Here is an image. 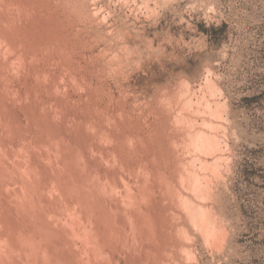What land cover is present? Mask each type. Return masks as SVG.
I'll return each instance as SVG.
<instances>
[{"label": "rangeland", "instance_id": "1", "mask_svg": "<svg viewBox=\"0 0 264 264\" xmlns=\"http://www.w3.org/2000/svg\"><path fill=\"white\" fill-rule=\"evenodd\" d=\"M72 160L122 199L96 264H264V0H0V264H72Z\"/></svg>", "mask_w": 264, "mask_h": 264}, {"label": "bare ground", "instance_id": "2", "mask_svg": "<svg viewBox=\"0 0 264 264\" xmlns=\"http://www.w3.org/2000/svg\"><path fill=\"white\" fill-rule=\"evenodd\" d=\"M14 3V2H13ZM1 5H2V3H1ZM4 5V4H3ZM10 5V4H9ZM37 4H35V6H36ZM17 7V6H16ZM23 7V6H22ZM21 7V8H22ZM9 8V7H8ZM7 8V9H8ZM14 8V7H13ZM11 9V8H10ZM29 9V8H28ZM40 9V8H39ZM21 11H22V9H21ZM13 12V11H12ZM16 12V11H15ZM4 13V12H3ZM2 13V14H3ZM35 13V12H34ZM10 14V13H9ZM14 14V13H13ZM5 15V14H4ZM11 15V14H10ZM54 16V15H53ZM8 17V16H7ZM22 19V18H21ZM9 24V23H8ZM10 27V26H9ZM34 27V26H33ZM63 27V26H62ZM4 28V27H3ZM11 29V28H10ZM3 35H4V33H3ZM18 38V37H17ZM45 38V37H44ZM16 42V41H15ZM24 44V43H23ZM19 45V44H18ZM50 45V44H49ZM47 46V45H46ZM20 48V47H19ZM21 55V54H20ZM35 56V55H34ZM41 61V60H40ZM8 63V62H7ZM37 65V64H36ZM14 70V69H13ZM10 71V70H9ZM21 75V74H20ZM41 75V74H40ZM10 80V79H9ZM5 88V87H4ZM16 92H17V90H16ZM16 95V94H15ZM12 97V96H11ZM88 97V96H87ZM97 98V97H96ZM76 101V100H75ZM212 101V100H211ZM217 104V103H216ZM77 106V105H76ZM212 106H213V104H212ZM90 107V106H89ZM119 107V106H118ZM212 109V108H211ZM119 110V109H118ZM169 111V110H168ZM97 116V115H96ZM198 117V116H197ZM166 118V117H165ZM170 118V117H169ZM199 118V117H198ZM168 122V121H167ZM141 126V125H140ZM168 130V129H167ZM49 132V131H48ZM13 135V134H12ZM106 135V134H105ZM116 135V134H115ZM115 138V137H114ZM127 139V138H126ZM136 140V139H135ZM51 141V140H50ZM163 141V140H162ZM168 142V141H167ZM184 144V143H183ZM109 145V144H108ZM124 145V144H123ZM149 146V145H148ZM102 147V146H101ZM107 148V147H106ZM64 151V150H63ZM67 151H68V148H67ZM104 152V151H103ZM115 152V151H114ZM172 157V156H171ZM182 157V156H181ZM147 158V157H146ZM129 159V158H128ZM182 161V160H181ZM85 163L86 162H78V163H76V161L75 160H72L68 165H69V168L71 169V171H72V173L70 174L72 177V180L74 179V177H76V178H78L80 181L82 180V182H83V189L81 190H79V194L81 195V204H82V206H81V208L82 209H80L81 211H79V212H76L75 210H68V211H65L62 215H56V216H54V215H52V214H49V216H48V218L51 220V223H50V221H44V219H39V221H40V223L37 225V228H40L41 229V227L40 226H42V230L43 231H41L40 232V236H42V234H46L47 235V241H48V244H47V241L46 242H44V243H46V246L47 245H50L51 247H52V249L54 250L55 249V251H54V256L55 257H58V260H57V258H56V260L58 261V263H59V259H61V260H70L71 262H72V264H78L77 262H78V260H77V258L74 256V254H69L67 251H68V249H69V252L70 253H72L71 251L72 250H70V248H72V247H74V249H79L81 252L80 253H82L81 254V256H82V258L83 259H85L86 260V263L84 262V260L81 258V260H83V263H85V264H96V263H98V260H103L104 258H106V256H105V253L102 251L103 249H102V247L103 246H100L99 245V243H98V241H97V235H96V233H95V231H94V225H93V222L96 220V221H98V223L102 226V227H110L111 225H112V218H113V216L115 215V213L113 212V211H111V209L110 208H108L107 206H106V204H104L105 202H100L99 200H98V198L97 197H99V198H103V199H105V197H109V198H106V199H111L110 201H113V202H115L116 203V201H118V202H120L122 199L121 198H119L118 197V195H117V193L114 191V189H113V187H111V185L110 184H108L107 182L105 183V182H99V181H97L96 179H94L93 178V176H91L90 175V173H89V169H88V167L85 165ZM154 169V168H153ZM23 171V170H22ZM33 173V172H32ZM35 174V173H34ZM38 174V173H37ZM55 174H57V173H55ZM111 174H112V172H111ZM60 175V174H59ZM68 175V174H67ZM170 175V174H169ZM36 176V175H35ZM40 176V175H39ZM187 176V175H186ZM193 176V175H192ZM38 178V177H37ZM70 178V179H71ZM193 178V177H192ZM68 179V178H67ZM36 180H38V179H35V185H36ZM190 180H192V179H190ZM69 182H70V180H68ZM68 181H64V182H67L68 183ZM193 181V180H192ZM66 183V184H67ZM164 183V182H163ZM193 183V182H192ZM194 183H195V185L197 184V186H199L198 184V182H197V180H194ZM29 182H28V186H29ZM64 184V183H63ZM65 184V185H66ZM32 185V184H31ZM30 185V186H31ZM34 185V184H33ZM33 185H32V187L31 188H34V190H36L35 189V187L37 188V186H35V187H33ZM60 185H62V184H60ZM168 185V184H167ZM27 186V187H28ZM66 187V186H65ZM69 187V188H68ZM30 188V189H31ZM68 190H69V192L71 193H73L74 191L75 192H78V191H76L75 190V188H74V186H73V184H72V182H70L69 184H68V186L66 187ZM66 188H64V187H62V191H63V189H66ZM194 188H196L195 186H194ZM199 188V187H198ZM17 189V188H16ZM66 189V190H67ZM183 189V188H182ZM29 190V189H28ZM68 190H67V193H69L68 192ZM189 190V189H188ZM33 191V190H32ZM191 191V190H190ZM202 191V190H201ZM65 192V191H64ZM64 192H63V194H64ZM146 192V191H145ZM82 193V194H81ZM189 193V192H188ZM192 193V192H191ZM76 194V193H75ZM210 194V193H209ZM66 195V194H65ZM65 195H63L64 197H65ZM79 195V196H80ZM157 195V194H156ZM161 195V194H160ZM30 196V195H29ZM68 196V195H67ZM70 196V195H69ZM68 196V197H69ZM71 196H74V194L73 195H71ZM168 196V195H167ZM183 196V195H182ZM188 196V195H187ZM31 197V196H30ZM69 198H71V197H69ZM76 198V197H75ZM74 198V199H75ZM198 198V197H197ZM51 199V198H50ZM77 199H79V198H77ZM196 199V198H195ZM27 200V199H26ZM28 200H29V198H28ZM154 200V199H153ZM160 200V199H159ZM197 200V199H196ZM195 200V201H196ZM35 201V200H34ZM194 201V200H193ZM194 201V202H195ZM27 202V201H26ZM29 202V201H28ZM62 202V201H61ZM163 202V201H162ZM198 202V201H197ZM33 203V202H32ZM110 203H112V202H110ZM34 204H37V203H35L34 202ZM195 204V203H194ZM193 204V205H194ZM207 204V203H206ZM28 205H31V200H30V204H28ZM38 205V204H37ZM33 206V205H32ZM36 206V205H35ZM35 206H33V207H35ZM39 206V205H38ZM37 206V207H38ZM157 206V205H156ZM167 206V205H166ZM189 206V205H188ZM27 207V206H26ZM32 207V208H33ZM37 207H35L36 209H37ZM61 207V206H60ZM187 207V206H186ZM193 206H190V207H188V215H192V216H195L196 218L198 217V216H196L195 215V209H194V211H193ZM195 207V206H194ZM20 208V207H19ZM39 208V207H38ZM170 208V207H169ZM177 208V207H176ZM18 209V208H17ZM27 209H28V207H27ZM34 209V208H33ZM35 209V210H36ZM79 209V208H78ZM21 210H22V208H21ZM32 210V209H31ZM35 212V211H34ZM128 212V211H127ZM182 212V211H181ZM104 213H107L108 215H104ZM26 214H28V213H26ZM33 214V213H32ZM38 214V213H37ZM40 214V213H39ZM132 214V213H131ZM134 214V213H133ZM197 214V213H196ZM204 214V213H203ZM34 215V214H33ZM42 215V214H41ZM47 215V214H46ZM46 215H44V216H46ZM198 215V214H197ZM36 216V215H35ZM34 217V216H33ZM24 218H26L27 219V217L26 216H24ZM173 218V217H172ZM187 218V217H186ZM29 219V218H28ZM190 219V218H189ZM194 219V218H193ZM48 220V219H47ZM201 220V219H200ZM37 221V220H36ZM28 222V221H27ZM38 222V221H37ZM49 222V223H48ZM188 222V221H187ZM182 223V222H181ZM185 224V223H184ZM188 224V223H187ZM137 225V224H136ZM27 227L29 226V224H27L26 225ZM50 227H56L57 229H52V228H50ZM101 227V228H102ZM129 227V226H128ZM197 227V226H196ZM29 228V227H28ZM168 228V227H167ZM194 228V227H193ZM31 230H33L34 231V229H32V228H30ZM29 229V230H30ZM39 229V230H40ZM28 230V231H29ZM30 230V231H31ZM33 231H31V233L33 232ZM36 232V231H35ZM132 233V232H131ZM142 233V232H141ZM33 234H34V232H33ZM211 234V233H210ZM213 234V233H212ZM35 235H36V233H35ZM191 235V234H190ZM38 236V235H37ZM125 236V235H124ZM129 236V235H128ZM131 236V235H130ZM5 237H7V236H5ZM27 237H29L28 235H27ZM43 237V236H42ZM41 237V238H42ZM2 238V237H1ZM35 238V237H34ZM33 238V236H32V238H31V240L32 239H34ZM165 238V237H164ZM4 239V238H3ZM40 239V238H39ZM31 240H28L27 242H29V241H31ZM35 240H36V238L34 239V243L32 244V242H30L31 243V246L34 248V246H37V245H34L35 244ZM128 240V239H127ZM37 242H38V240H36ZM40 241V240H39ZM42 241H44V239L42 238ZM168 241V240H167ZM6 241H2L1 242V240H0V248L2 249V250H4L5 249V245H4V243H5ZM11 242V241H10ZM20 242V241H19ZM142 242V241H141ZM12 243V242H11ZM23 243V242H22ZM179 243V242H178ZM181 243V242H180ZM20 244V243H19ZM27 244V243H26ZM41 244H42V242H41ZM146 244V243H145ZM189 244V243H188ZM187 244V245H188ZM28 245H30L29 243H28ZM34 245V246H33ZM40 245V244H39ZM125 245V244H124ZM163 245V244H162ZM170 245V244H169ZM180 245V244H179ZM22 246V248L21 249H24L23 247V244L21 245ZM30 246V247H31ZM41 246V245H40ZM43 246V245H42ZM39 247V246H38ZM38 247H37V249H38ZM51 247H50V249H51ZM75 247H77V248H75ZM178 247V246H177ZM180 247V246H179ZM11 248V247H10ZM27 248H29L28 246H27ZM26 248V249H27ZM33 248H31V250L33 249ZM41 248V247H40ZM44 248V247H43ZM104 248V247H103ZM145 248V247H144ZM35 249V248H34ZM36 249V250H37ZM178 249V248H177ZM6 250H7V248H6ZM12 250V249H11ZM29 250H30V248H29ZM35 250V251H36ZM41 250V249H40ZM44 250H45V252H46V249L44 248ZM108 250H109V248H108ZM156 250V249H155ZM9 251V250H8ZM18 251H20V250H18ZM22 251V250H21ZM172 251V250H171ZM170 251V252H171ZM12 252V251H11ZM14 252V251H13ZM178 252V251H177ZM10 253V252H9ZM17 253H19V252H17ZM24 253H26V252H24ZM28 253V252H27ZM30 253V252H29ZM49 253V252H48ZM78 253V252H77ZM141 253V252H140ZM14 254H16V253H14ZM42 254H44V251H43V253ZM28 255V254H27ZM27 255H24V256H26V258H28L29 256H30V258H31V256H34V255H36V253L34 254V255H32V254H30V255H28V257H27ZM37 255H38V253H37ZM41 255V254H40ZM48 255V254H47ZM50 256H51V254H49ZM92 255V257H90ZM13 256V255H12ZM53 256V257H54ZM76 256H77V254H76ZM183 256V255H182ZM9 257V256H8ZM38 258H39V256H37ZM36 256H35V258L36 259H38ZM52 257V258H53ZM78 257V256H77ZM30 258H28L29 260H31ZM41 258H42V256H41ZM40 258V259H41ZM44 258V257H43ZM8 259V258H7ZM28 259H26V260H28ZM33 259H34V257H33ZM51 259V258H50ZM91 259H96V260H91ZM2 260V259H1ZM0 260V261H1ZM45 260V259H44ZM53 260H54V258H53ZM34 261V260H33ZM36 261H38V260H36ZM35 261V262H36ZM51 261H52V259H51ZM50 261V262H51ZM69 261V262H70ZM4 263V262H3ZM2 263V264H3ZM24 263V262H23ZM30 263V262H29ZM32 263V262H31ZM38 263V262H37ZM41 263V262H40ZM61 263V262H60ZM67 263V262H66ZM180 263V262H179ZM5 264V263H4ZM34 264V263H33ZM51 264V263H50ZM82 264V263H81ZM174 264V263H173Z\"/></svg>", "mask_w": 264, "mask_h": 264}]
</instances>
